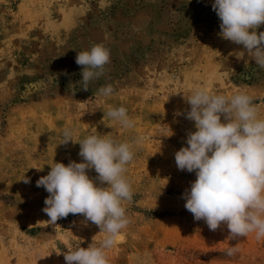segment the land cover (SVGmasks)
Wrapping results in <instances>:
<instances>
[{"label": "rangeland", "instance_id": "obj_1", "mask_svg": "<svg viewBox=\"0 0 264 264\" xmlns=\"http://www.w3.org/2000/svg\"><path fill=\"white\" fill-rule=\"evenodd\" d=\"M213 3L0 0V264H65L67 251L102 241L105 233L80 214L59 219V228L47 222L49 194L36 186L55 162H82L78 142L93 134L130 142L135 152L126 173L131 223L107 250L109 264H264V238L210 231L182 198L196 179L175 162L196 130L183 115L193 89L246 92L264 118V69L219 35ZM96 44L110 49L105 75L88 90L73 88L77 53ZM108 84L114 94L103 97L98 89ZM120 106L134 128L106 115ZM65 128L77 143L60 144ZM229 248L238 251L228 256Z\"/></svg>", "mask_w": 264, "mask_h": 264}, {"label": "clouds", "instance_id": "obj_2", "mask_svg": "<svg viewBox=\"0 0 264 264\" xmlns=\"http://www.w3.org/2000/svg\"><path fill=\"white\" fill-rule=\"evenodd\" d=\"M212 9L220 20L219 35L243 47L238 58L246 53L264 69V31L257 32L264 25V0H214ZM110 59V49L103 44L78 52L75 62L81 66V79L70 86L88 90L92 81L105 75ZM114 91L111 84L98 89L103 97ZM186 101L190 110L183 115L196 130L188 133L187 146L175 153V162L179 170L195 172L196 179L183 193L185 209L210 231L226 226L233 239L250 233L257 240L264 238V118L253 98L243 91L226 96L197 87ZM106 115L123 128L135 127L124 106L110 107ZM70 141L77 143L73 130L65 128L60 144ZM78 143L82 162H55L36 181L49 194L42 211L58 228L59 219L80 214L105 233L98 245L67 251L65 264H109L107 250L122 242L131 223L127 205L134 189L126 173L135 157L134 145L95 134ZM93 169L94 179L88 174ZM236 251L229 248L226 255Z\"/></svg>", "mask_w": 264, "mask_h": 264}]
</instances>
